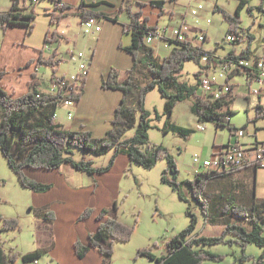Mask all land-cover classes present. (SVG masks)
Returning <instances> with one entry per match:
<instances>
[{
	"label": "trees",
	"instance_id": "16d2710c",
	"mask_svg": "<svg viewBox=\"0 0 264 264\" xmlns=\"http://www.w3.org/2000/svg\"><path fill=\"white\" fill-rule=\"evenodd\" d=\"M165 4V1H160L152 2L149 6L160 9V15H162L165 12ZM137 5L139 9L134 10L129 3L124 1L120 8V12H126L130 18V23L124 26V31L132 36L131 45L124 47L121 44L120 48L133 56L134 65L128 71L129 76L126 79L121 80L118 70L112 69L102 81L104 89L121 91L123 94L121 104L116 109L112 121V128L103 138L94 137L88 130H66L56 121V113L61 103L67 99L79 103L86 83L85 81L79 87L62 86L64 77L57 75L59 71V64L56 61L57 50H54L48 58H45L42 53L37 62L39 67L51 68V82L56 86L55 93L42 92V83L36 74L30 82V92L24 96L14 97L0 86V153L11 170L18 176L24 188L34 193L50 189V185L45 183L64 163H71L78 170L90 175L103 174L122 154L128 157L130 163L138 164L147 170L155 168L159 161L165 160L167 167L163 171L162 182L171 186L182 200H186L181 188L184 183L179 181V169L174 156L167 147L149 143L148 133L151 129V119L150 112L146 109V100L148 94L156 88L166 99L165 108L170 117L179 103L194 98L191 112L199 123L208 122L217 127L223 126L230 130L231 136L235 135L238 128L231 125V117L236 112L229 108L234 102V97L229 96L228 100L213 99V103L202 99L198 95L200 70L195 74L197 78L195 86H190L179 79L186 63L194 62L201 68L203 59L207 54L211 55V52L203 47L193 48L188 41H172L176 46L168 56L162 60L159 59L153 47L147 45L145 41L147 35L154 32L157 26L149 25L150 19L144 13L147 5L142 3H137ZM246 5L247 0H240L235 16L215 6L214 10L221 13L230 25L229 34H240L239 14ZM84 6L85 2L82 1L77 9L82 22L91 18L99 20L109 18L103 13L88 11ZM70 8L66 5L62 12ZM26 10V0H11L10 9L0 12V30L6 31L10 26L24 25L29 33L33 32L35 11L32 8L26 13ZM55 20V17H52L51 22L54 23ZM59 42L60 37L57 32H47L46 43ZM251 54L250 50H245L241 54L231 51L226 58L250 59L253 57ZM254 64L256 66V63ZM140 67L153 77L143 86L137 85L134 81V74ZM4 74L0 71V80ZM226 82L228 85V77ZM258 120H264V107L261 105L257 106V117L254 121ZM245 128L246 126L243 129ZM133 129H135L134 135L126 137L127 133ZM163 130L166 133L174 132L185 140H188L192 133L189 129L173 124ZM77 150L85 154L80 161H75L72 157L74 151ZM112 151L114 155L107 167H95L93 159L87 157V155L101 157ZM234 173L206 171L196 174L194 180L185 182L190 190L189 199L195 200L200 207L206 225L221 223L223 227L221 236L207 237L197 233L199 219L188 208L186 214L191 219L190 225L166 242V253L156 255L151 247H146L139 249L137 258L145 257L156 264H204L206 261L223 259L220 254L208 251V246L235 244L244 251L243 256L240 257L243 263L249 259L253 260L250 255L245 254L250 244L262 250V255L254 264H264V200H257L252 196V200L247 204H242L236 198L218 196L216 194L218 188L212 187L213 179L222 176L228 181V177ZM4 183L0 180V187ZM225 184L226 182L221 184V187ZM1 202L0 196V205ZM117 210L118 208H114L113 212ZM88 215L89 211H86L82 217L85 218ZM98 220L101 224L97 232L90 235L89 246L98 249L110 260L114 256L117 243H128L132 240L138 219L135 224L126 225L119 220L116 214L103 211L99 213ZM0 226L2 232L21 230L17 219L4 218L1 215ZM76 248L79 256H84L88 252V247L80 243L76 244ZM43 254L44 251L27 254H22L15 249L6 251L0 243V264H16L19 260H22L23 264H32Z\"/></svg>",
	"mask_w": 264,
	"mask_h": 264
},
{
	"label": "crops",
	"instance_id": "0c3cea01",
	"mask_svg": "<svg viewBox=\"0 0 264 264\" xmlns=\"http://www.w3.org/2000/svg\"><path fill=\"white\" fill-rule=\"evenodd\" d=\"M63 1L71 8L62 12L56 11L50 0H40L36 4H32L31 0H26L27 10L25 12H30L32 8L35 11L36 19L33 32L29 33L24 25L10 26L6 31L0 30L2 33L0 40V71L5 73L0 80V86L8 94L14 97H21L30 92V82L33 75L36 74L42 83V92L55 93L56 86L52 82L50 90H44L45 78L42 75L44 67L37 65L41 54L43 53L44 57L48 58L54 50H57L56 61L60 69L58 77H67L76 71L79 63L76 58L71 59V55L78 51L86 53L91 58L90 72L83 87L82 98L76 104L75 118L67 123V109L63 107L64 114L60 115L57 111L56 121L66 130H88L92 132L94 137L103 138L112 128V121L116 109L121 104L123 94L118 91L104 89L101 86V78L102 76H108L109 71L113 67L127 75L134 65L133 56L120 48L121 44L124 47H128L132 43L131 34L124 31V26L130 23V18L126 12H120V8L124 3L122 1L146 4L147 7L144 8V13L149 19L152 12L148 14L146 10L149 8L157 9L149 5L152 2L165 1L164 14L160 15L161 11L157 9L159 18L157 21L160 22L164 17H167L169 24L177 23L175 26L182 25L187 29L191 24L184 21L187 17L184 14L186 1ZM82 1L85 2L84 8L86 10L103 13L109 17L100 19L102 32L96 36H88L82 29V18L78 15L77 10ZM42 2L47 3L42 9L47 25L44 28L45 37L43 43L37 44L33 41V36L37 27V8L42 5ZM188 5L190 6L189 3ZM52 17L56 19L54 23L51 22ZM150 26H160V23ZM48 31L57 32L60 42L55 44L46 43ZM207 41H209V38ZM63 43H66L67 46L64 47ZM155 46L158 45L155 44ZM154 49L156 48L154 47ZM216 51L215 48L213 52ZM231 51H235L237 54L240 53L235 48L231 49ZM251 53L255 59L264 58V48L259 56L253 52ZM168 55L161 56L159 54L158 57L162 60ZM254 63L248 65L246 62V65L247 67H253ZM64 65L75 70L72 72L70 70L69 73L61 72V66ZM95 79L96 83L94 84ZM49 80L51 81V76ZM261 87L262 94L258 96H254V94L250 93V89L248 90L250 95L247 98L250 96L256 97L254 105L255 117L251 121L252 128L249 129L246 125L244 129L246 134L240 138L230 135L228 144L235 139L240 145L250 148L264 142V139L257 138L258 129L262 128L258 126L260 120L254 121L257 117V106L261 105L264 107V85ZM231 125L238 128L232 123ZM247 135H249L250 140L243 141ZM113 155L114 152L112 151L101 157H93L91 155H87V157L93 159L95 167H107ZM84 156L85 154L82 151H74L72 155L75 161H80ZM105 156L108 159L107 164L100 165L99 158ZM133 166L134 164L128 161V157L122 154L117 157L106 172L100 175H90L78 170L71 163H64L45 183L50 185V189L40 193H34L24 188L18 176L9 167L12 172L10 173V181L14 185L17 196L10 195L5 184L0 187L2 200L0 215L4 218L17 216L23 227L22 230L17 232H2L0 226V243L6 251L15 249L22 254L44 251L37 263L32 264H156L145 257L137 258L138 250L142 249L143 246L130 245V242L117 243L114 256L110 260L101 251L89 246L90 235L95 234L101 224L98 220L99 213L105 211L108 214H116L121 222L131 225L119 210L118 201L121 195V181L118 187L116 183L118 178L123 177L127 170H132ZM262 169L264 168L250 167L235 172L228 177L229 180L226 181L223 187H221L220 182L214 184L218 186L216 194L224 198H236L242 204H247L252 200V196L257 200H264V198L260 199L258 197L255 188L251 186V183L255 184L258 172ZM199 172L203 173L204 170L200 168ZM0 180L2 181V178ZM114 208H118V210L113 212ZM86 211H89V215L84 218L82 216ZM23 213H27L25 218H22ZM197 233H200L198 229ZM1 240H4V242H1ZM77 243L88 247V252L84 256L78 255ZM212 249L214 250V248ZM158 252L156 255L166 253V243L162 248L158 249ZM214 263L213 261L204 262V264ZM16 264H23V262L19 260Z\"/></svg>",
	"mask_w": 264,
	"mask_h": 264
},
{
	"label": "rangeland",
	"instance_id": "374dc122",
	"mask_svg": "<svg viewBox=\"0 0 264 264\" xmlns=\"http://www.w3.org/2000/svg\"><path fill=\"white\" fill-rule=\"evenodd\" d=\"M185 1V15L188 14L190 6L201 10L200 28L209 38V41L202 44V47L207 48L206 50L213 52L216 48L217 55L219 56H227L233 48L240 52L238 54H241L242 51L247 49L258 56L262 53L264 48V1L247 0L246 7L241 11V14H239L241 20L239 33L242 37V41L233 44H227L225 42L229 34L228 29H230V25L226 22L221 13L216 12L214 8L218 6L225 9L232 16H235L240 0ZM126 3H129L134 10L139 9L135 2L126 1ZM45 5H47V3L42 2V5L37 8V27L35 35L33 36V41L37 44H42L45 37L44 28L47 25V20L44 18L42 10ZM10 6L11 0H0V11H6ZM157 11V9L153 8L146 10L148 14L152 12L149 21L150 25H156L158 23H160L162 27H174L177 25V23L169 24L167 17H164L158 22L157 20L159 18ZM207 19H210L211 22L207 23ZM186 22L193 24L194 20L187 16ZM1 37L2 33L0 32V40ZM156 44L158 48L160 47L159 52L156 50L157 55L160 54L161 56H165L170 53V49L164 47L163 44L161 45L160 42ZM63 45L64 47L67 46L66 43H63ZM256 60L255 57H252L247 59L246 62L248 65H252ZM112 69L118 70L115 67ZM70 70L72 72L75 69L69 68L67 65L61 66V72L69 73ZM199 70V65L194 62L186 63L179 77L180 81L188 83L190 86H195L197 84L195 74ZM118 72L121 80L126 79L127 75L129 76L128 73L126 75V73H122L120 70H118ZM42 75L45 78L44 90L49 91L52 87L51 81L49 80L52 75L51 68L44 67L42 69ZM106 77L102 76L101 86L103 79ZM226 78L227 77L220 76L219 85H227ZM152 79L153 77L148 71L142 70L141 67L134 74V81L139 86L147 84ZM95 83L96 79L94 80V84ZM235 86L236 88L233 90L234 102L229 108L232 110L234 109L236 113L231 117V123L237 126L239 130L243 129L246 125L250 129L252 128L251 121L255 117L254 105L256 97L250 96L247 98V96L250 95L248 90L250 87L251 90L261 89L262 87L257 83L249 85L247 81H245V78L240 75H237L235 78ZM118 92L122 93L121 91ZM194 101V98H189L179 103L170 117L165 108L166 99L161 95L158 88L151 91L146 100V109L150 112L151 119V129L148 133L149 143L151 145H163L167 147L174 156L179 169V181L184 183L181 187L182 192L187 201L182 200L171 186L162 182V174L167 167L165 160L159 161L157 166L151 170L144 169L140 165L134 164L132 170H127L125 175L118 178L116 183L118 187L121 181V195L118 201L121 214L131 225L135 224L136 219H138V225L136 226V231L130 241V245H140L143 246V248L151 247L155 254H157L158 249L162 248L170 238L190 225L191 219L186 214L188 208H190L192 213L199 219L197 229L200 234L207 237H215L221 236L223 231L221 223L206 225L207 223L200 211V207L195 203V200L189 199L190 190L185 182L194 180L197 170H200L193 161L194 156L201 155L203 159H210L216 149L219 147L223 149L226 148L231 133L228 128L223 126L217 127L215 124L208 122L203 124L199 123L196 116L191 112V106L194 104ZM58 112L60 115L64 114L63 106L59 107ZM66 122L69 123L71 121L66 120ZM170 124L191 130L192 133L188 140L181 138L180 135L174 132L166 133L163 129ZM200 125H205L207 128L206 131H200ZM258 126L262 128L258 129L257 138L263 140L264 120H260ZM134 133L135 129L128 132L126 137H131ZM246 140H250L249 135H247L243 141ZM107 161V156L99 158L100 165L107 164ZM10 173L12 172L7 161L0 153V178L5 182L4 184L7 192L12 196H17L14 185L10 181ZM226 180L225 177L219 176L213 179L212 187H218L214 184L218 182L223 184ZM251 186L255 188L260 199L264 198V169L258 172L257 180L255 184L251 183ZM118 192L120 193L119 190ZM26 215L27 213H23L22 218H25ZM13 219H17L20 222L22 230L23 226L19 218L16 216L13 217ZM1 242H4V240H1ZM212 248H214V250ZM207 250H213L211 252L220 254V256L223 257L221 261H213L215 262L214 264H254L262 255V250L259 247L250 244L247 246L245 254L250 255L254 261L249 259L243 263L240 261V257L243 256L244 251L238 245L217 244L208 246Z\"/></svg>",
	"mask_w": 264,
	"mask_h": 264
},
{
	"label": "built area",
	"instance_id": "2783aa9c",
	"mask_svg": "<svg viewBox=\"0 0 264 264\" xmlns=\"http://www.w3.org/2000/svg\"><path fill=\"white\" fill-rule=\"evenodd\" d=\"M39 0H31L32 4H36ZM56 11H62L66 7V3L63 0H50ZM185 1V0H180ZM200 13L201 10L190 6L189 12L186 16L193 18L194 23L189 28L184 26H157L154 32H150L146 37V44L156 48L159 51L158 46H155L157 42H160L164 47L171 50L176 46L172 41L185 42L188 41L191 47H202L208 39L207 34L200 28ZM186 22V18L184 20ZM210 19H207V23H210ZM82 29L88 36H96L102 32V25L100 20L91 18L82 22ZM242 41L240 34L230 33L226 37L227 44H233ZM209 51V50H208ZM227 56H219L217 52H211L207 54L203 59L202 67L200 68V77L198 80L199 91L198 95L213 103V99L228 100L229 96H233V90L235 89L234 78L237 75L243 76L249 85L259 84L264 85V58L256 60V66L246 67L247 59L226 58ZM76 58L79 63L76 72L69 77H64L62 80V86L75 85L77 87L84 84L89 76L91 58L82 51L75 52L71 55V59ZM228 77V85H219V77ZM262 88L251 90L250 93L254 96L262 94ZM70 91V90H68ZM76 102L72 99H67L61 103L67 109V119L69 121L75 118ZM229 121L231 119H228ZM205 125H200V131H206ZM246 131L237 130L234 137H243ZM195 165L204 170V172H222L232 173L238 172L247 168H264V142L256 144L254 147L246 148L240 145L237 140H232L226 146L225 149L219 147L213 153L210 159H203L201 155H195L193 158ZM196 174H200L197 170ZM37 263V261L35 262Z\"/></svg>",
	"mask_w": 264,
	"mask_h": 264
},
{
	"label": "bare ground",
	"instance_id": "6f19581e",
	"mask_svg": "<svg viewBox=\"0 0 264 264\" xmlns=\"http://www.w3.org/2000/svg\"><path fill=\"white\" fill-rule=\"evenodd\" d=\"M214 100H216V99H214Z\"/></svg>",
	"mask_w": 264,
	"mask_h": 264
}]
</instances>
